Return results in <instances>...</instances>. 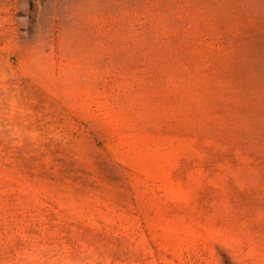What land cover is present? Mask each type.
<instances>
[{
  "label": "rangeland",
  "instance_id": "374dc122",
  "mask_svg": "<svg viewBox=\"0 0 264 264\" xmlns=\"http://www.w3.org/2000/svg\"><path fill=\"white\" fill-rule=\"evenodd\" d=\"M0 264H264V0H0Z\"/></svg>",
  "mask_w": 264,
  "mask_h": 264
}]
</instances>
